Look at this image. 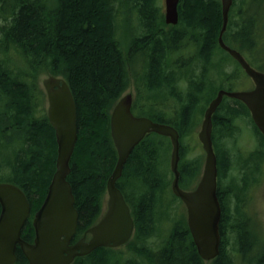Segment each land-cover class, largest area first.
I'll return each instance as SVG.
<instances>
[{"label":"trees","instance_id":"16d2710c","mask_svg":"<svg viewBox=\"0 0 264 264\" xmlns=\"http://www.w3.org/2000/svg\"><path fill=\"white\" fill-rule=\"evenodd\" d=\"M117 2L0 0V183L15 184L29 199L31 217L22 231L28 242L34 241L33 219L47 196L58 157L40 75L65 79L77 106L78 140L67 178L79 212L76 242L100 219L107 182L118 160L111 113L129 87L137 89L132 107L136 116L171 125L180 133L181 160H186L180 166L181 184L187 185L200 175L201 162L188 159L190 153L182 140L186 143L193 135L222 88H217L210 68L216 69L218 77L239 78L237 69L226 71L227 59L212 65L216 52L225 53L244 72L218 42L223 24L221 0H180L177 26L166 24L162 0H132L140 32L135 30L133 35L130 30L128 43L122 41L128 29L119 21ZM262 28L264 0H234L223 38L254 65L263 49L258 46ZM15 56L22 60L20 69L12 66ZM258 70L264 72V63ZM223 102L213 117L218 196L223 204L222 241L219 256L209 264H264V244L259 246L262 241L253 218L243 206L251 182L240 174L249 161L263 159L264 136L243 102ZM167 110L172 113L170 119ZM238 118L250 119L260 137V149L250 154L243 167L234 166L228 146ZM165 138L147 135L131 153L117 182L135 223L134 237L124 247L138 258H126L123 247H101L73 264H207L198 253L186 216H174L179 198L174 195L167 200V194L173 192L172 180L162 167ZM162 223L167 224L165 229H161ZM16 254L15 264H29L19 247ZM235 258L240 260L235 262Z\"/></svg>","mask_w":264,"mask_h":264},{"label":"water","instance_id":"95a60500","mask_svg":"<svg viewBox=\"0 0 264 264\" xmlns=\"http://www.w3.org/2000/svg\"><path fill=\"white\" fill-rule=\"evenodd\" d=\"M223 24L219 34L220 47L228 52L253 80L248 91L221 89L204 113L199 140L206 153L202 178L192 191L180 187V133L171 125L158 123L132 112L133 96H123L111 114V135L118 152L115 169L108 179L107 211L89 230L90 240L72 243L78 227L79 212L75 196L67 180L70 162L78 140V114L72 91L65 80L51 76L43 81L48 99V117L56 132L58 157L47 196L36 212L33 225L35 239L30 243L22 231L31 216V204L23 190L11 183H0V264H15L17 249H21L29 264H72L77 257L91 254L98 248H119L133 237L135 223L123 192L117 182L136 146L151 133L170 138L172 144L171 170L174 174L173 193L186 205L188 226L198 253L204 261L216 259L221 252L220 224L222 209L217 194L218 159L213 145V117L224 97L239 100L249 109L252 119L264 136V72L250 65L246 58L224 41L234 0H221ZM180 0H165V22L177 25Z\"/></svg>","mask_w":264,"mask_h":264},{"label":"rangeland","instance_id":"374dc122","mask_svg":"<svg viewBox=\"0 0 264 264\" xmlns=\"http://www.w3.org/2000/svg\"><path fill=\"white\" fill-rule=\"evenodd\" d=\"M118 3H119V5H118ZM131 4H132V0H119V2H117V4H116V6H118V10H119V12H118L119 21L121 22V24L123 22V24L128 29V33H127L126 29L123 33V36H122L123 43H125L126 39H127V43L131 40V37L129 34L130 24L132 26H133V24H135L133 26V32H135V30L137 31V33L140 32L139 27H138V26H140V24L139 23L136 24V22L138 21L137 13H136V11L133 10V7L131 9ZM123 5L125 6L124 8L122 7ZM162 11H163L164 17H165V0H162ZM122 29H124V28H122ZM119 31H120V28H119ZM258 43H259L258 46L260 48H261V46H263V49H262L261 54L259 53L257 55V57L255 58V61H254L255 64L254 65L252 64L253 67L257 70H258V66L260 64L264 63V28L261 29ZM190 52H192V51H190ZM214 57L215 58L212 60L213 66L218 64V62L220 61V58H224V59H227L229 61V64L227 65V70H226L228 73L236 71V69L239 72V78H236V79L233 77H228V76L225 77L222 75H220V77H218V75L216 74V69H215V71H213L214 69L211 67L210 68V73L212 74L211 78L214 79V83L217 85V88L222 87V89L232 90V91H247V90H250L254 87L253 80L249 76H247L244 72H242V70H240V68H238L236 63L231 58H227L225 53H223L222 51L219 50L218 53L216 52V56H214ZM191 58H189V60ZM247 58L248 57H246V59ZM11 60H12V66H16L19 69L22 67V60L20 58H18L17 56H15L14 59H11ZM248 60H249V58H248ZM196 63H198V62H196ZM196 63L194 62L195 65H196ZM49 76L50 75H48V74L40 75L39 79H40V86L41 87H42L43 80L48 78ZM223 103H224V105L230 103V99L228 97H226ZM44 105L46 106L45 108L48 107L47 101H45ZM198 115H200V113H198ZM171 117H172V113L169 110H167L166 118L170 119ZM203 119H204V114L202 116V120H201L200 124L196 127L193 135L191 137H189V139L186 141V143H184V141L182 140V145L184 147L186 145L188 148V151L190 153L188 155V159L193 160L194 158H197L200 160V162H201V166H200L201 175H202V170L204 168L203 166L205 163L206 154H205L203 146L199 140L198 134L200 132ZM249 120L250 119H248V120L246 119L244 121L242 118H238V127L235 128V132L233 133V136L228 141V146L230 149H232L235 167H239V166H242L243 164H245V162L248 159V157L250 156V154L252 152H255L256 150L260 149V145H259L260 144V137L257 135L253 125L251 124V122ZM168 139L169 138L163 139L165 146H164L163 151L161 152V160H162V167H163L164 171L168 174L169 179L172 180V177H173V173L171 170L172 149H171V146H170ZM238 159L241 161L239 162ZM185 161H186L185 159L181 160V162H180L181 168L184 165ZM261 169H262V171L264 170V157L261 161L260 160H257L255 162L249 161L248 162V168L240 173L241 177L247 178L249 180V182H251V187L249 189V192L250 191L251 192H250L248 198L245 197V201H244L243 206H244L245 211L247 213H249V216L251 218H253V221H254L253 227L256 229L257 237L259 236L260 240L262 241V242H259V246L264 244V176L262 177V179H260L261 175L262 174L264 175V172L263 173L260 172ZM201 175H199V176L201 177ZM255 179H256V182L253 183L252 181H254ZM257 180H259V181H257ZM227 183H228V179H225L224 185H226ZM190 184L189 185L182 184L181 187L183 189H189ZM173 199H174V194L168 193L167 194V200H173ZM235 205H236V202L234 200V202L231 204L230 208H232L234 210ZM104 209H105V207H104ZM173 212H174V216H176V217L181 218L184 215L186 216V218L188 217L187 207L180 201L176 202V209ZM166 226H167L166 223H162L161 229H165ZM155 241H158V238L155 239ZM153 247L157 248L158 246H153ZM122 252L126 258H138L130 250L129 247H123ZM234 260L236 262L240 259L235 258ZM209 263L210 262H207V264H209ZM236 264H248V261H240Z\"/></svg>","mask_w":264,"mask_h":264},{"label":"flooded vegetation","instance_id":"af4514ba","mask_svg":"<svg viewBox=\"0 0 264 264\" xmlns=\"http://www.w3.org/2000/svg\"><path fill=\"white\" fill-rule=\"evenodd\" d=\"M137 18H138V16H137ZM136 24H137V22H136ZM135 24H133V26H134ZM133 26L130 24V26H129V29L131 30V32H132V34L134 35V32H133ZM127 94H131L132 96H133V102H134V100H135V98H136V96H137V89L135 88V86L134 85H132L131 87H129V89L124 93V95H127ZM133 107V106H132ZM140 117H145V116H140ZM148 118V117H147ZM156 122V121H155ZM159 123V122H158ZM238 127V119L235 121V128H237ZM152 134V133H151ZM160 136V135H159ZM214 147H215V144H214ZM216 149V148H215ZM224 149H225V146H224ZM201 175V174H200ZM202 176V175H201ZM200 178V179H199ZM199 179V180H198ZM198 180V181H197ZM200 180H201V177L200 176H198V178L197 179H195L193 182L192 181H190V182H186V184L188 185L189 183H191L190 184V186H189V189H187V190H189V191H192V190H194V189H196V187L198 186V184H199V182H200ZM182 185V184H181ZM223 191H225L224 189H223ZM220 200V199H219ZM107 203H108V196L106 195V198H105V203H104V207H105V209H104V207H103V209H102V213H101V216H100V219H99V221L103 218V216H104V214L106 213V211H107ZM220 204H221V209H222V211H223V204H222V202H221V200H220ZM223 213V212H222ZM221 220H222V218H221ZM98 221V222H99ZM97 222V223H98ZM96 223V224H97ZM92 236L89 234V233H85L83 236H82V238H86V240H89L90 238H91Z\"/></svg>","mask_w":264,"mask_h":264},{"label":"bare ground","instance_id":"6f19581e","mask_svg":"<svg viewBox=\"0 0 264 264\" xmlns=\"http://www.w3.org/2000/svg\"><path fill=\"white\" fill-rule=\"evenodd\" d=\"M222 89V88H221ZM202 118V117H201Z\"/></svg>","mask_w":264,"mask_h":264}]
</instances>
